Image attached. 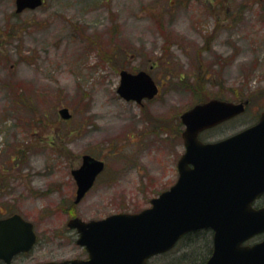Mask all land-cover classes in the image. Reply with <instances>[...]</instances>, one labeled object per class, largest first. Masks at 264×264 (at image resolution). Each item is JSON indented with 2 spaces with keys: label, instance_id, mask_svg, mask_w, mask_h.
Masks as SVG:
<instances>
[{
  "label": "rangeland",
  "instance_id": "374dc122",
  "mask_svg": "<svg viewBox=\"0 0 264 264\" xmlns=\"http://www.w3.org/2000/svg\"><path fill=\"white\" fill-rule=\"evenodd\" d=\"M121 70L147 72L159 93L125 101ZM211 99L246 108L207 142L264 111V0H44L20 14L0 0V218L17 213L37 234L12 264L81 259L70 218L148 208L177 179L181 114ZM85 154L105 169L75 203L71 171ZM191 239L150 264L206 259L210 231Z\"/></svg>",
  "mask_w": 264,
  "mask_h": 264
},
{
  "label": "water",
  "instance_id": "95a60500",
  "mask_svg": "<svg viewBox=\"0 0 264 264\" xmlns=\"http://www.w3.org/2000/svg\"><path fill=\"white\" fill-rule=\"evenodd\" d=\"M43 0H15V12L40 7ZM117 94L126 101L152 99L157 87L144 71L120 72ZM244 111V104L212 99L181 115L185 153L178 161L176 183L151 207L137 214H114L101 220H69L79 233L77 244L87 248L86 261L69 260L43 264H146L151 256L171 249L184 234L210 229L212 254L204 264H264V239L244 243L264 233V208L252 202L264 192V112L259 122L214 143H202L198 134ZM63 119L71 114L59 110ZM104 162L88 154L71 171L76 183L75 203L85 196ZM35 242L33 225L20 215L0 219V259L9 263Z\"/></svg>",
  "mask_w": 264,
  "mask_h": 264
},
{
  "label": "flooded vegetation",
  "instance_id": "af4514ba",
  "mask_svg": "<svg viewBox=\"0 0 264 264\" xmlns=\"http://www.w3.org/2000/svg\"><path fill=\"white\" fill-rule=\"evenodd\" d=\"M258 119H259V118H258ZM96 183H97V180L95 181L94 186L96 185ZM94 186H93V187H94ZM254 207H255V208H261V207H264V193H263L260 197H258L257 200L254 202ZM9 216H10V215L5 216V217H3V218H7V217H9ZM3 218H0V219H3ZM70 219H71V218H70ZM70 219H69V220H70ZM69 220H68V221H69ZM66 226H67V223H66ZM67 227H68V226H67ZM33 228H34V226H33ZM68 229L71 230V231L74 233V235L76 236L75 243H76V245H77L78 247H80V249L83 251V257H82L81 259H78V260H81V261H86V260H88V259H89V253H88V251H87V248H86L85 246H83V245H78V244H77V239H78V237H79V233H78L77 230H75V229H70L69 227H68ZM201 231H204V230H201ZM201 231L189 232V233L183 235V237H181V238L176 242V244L174 245V247H173L172 249H170L169 251H167V252H165V253H162V254L156 255V256H161V255H165V254H168V253L172 252L173 249L176 248L177 245H178L180 242H182V243L190 242V241L192 240L191 238L193 237V235H194L195 233H197V232H201ZM210 233H211V235H212V232H211V231H210ZM35 235H36V242H35L34 246L32 247V249L35 247V245H36V243H37V234H36V232H35ZM262 239H263V235H260L257 241L259 242V241H261ZM257 241H256V242H257ZM32 249H31L29 252H26V253H19V254L15 255V256L11 259V261H10L8 264H12V262H13L18 256H24V255L29 254V253L32 251ZM156 256H153V257H156ZM153 257H152V258H153ZM180 257H181V258H184V259H182V260L187 259L186 256H185L184 254H183V255H180ZM150 259H151V258H150ZM150 259L147 261V264H150ZM69 260H75V258H74V259H68L67 261H69ZM63 261H64V260H63ZM0 263H1V264H5L2 260H0ZM195 264H196V262H195ZM202 264H203V263H202Z\"/></svg>",
  "mask_w": 264,
  "mask_h": 264
},
{
  "label": "trees",
  "instance_id": "16d2710c",
  "mask_svg": "<svg viewBox=\"0 0 264 264\" xmlns=\"http://www.w3.org/2000/svg\"><path fill=\"white\" fill-rule=\"evenodd\" d=\"M200 233H204V231L197 232V233H195L194 235H197V234H200ZM194 235H193V236H194ZM190 242H192V241H190ZM209 251L211 252V247H210ZM205 260H206V259H202V260H200L199 262H197L196 264H202Z\"/></svg>",
  "mask_w": 264,
  "mask_h": 264
}]
</instances>
